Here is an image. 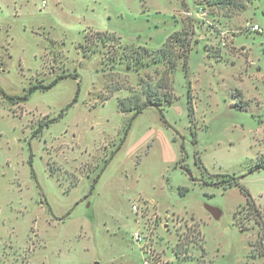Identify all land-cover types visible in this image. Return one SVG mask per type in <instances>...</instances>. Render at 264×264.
Returning a JSON list of instances; mask_svg holds the SVG:
<instances>
[{"label":"rangeland","instance_id":"374dc122","mask_svg":"<svg viewBox=\"0 0 264 264\" xmlns=\"http://www.w3.org/2000/svg\"><path fill=\"white\" fill-rule=\"evenodd\" d=\"M183 1L0 0V264H264V0ZM186 26L173 101L123 138L118 100L146 102L163 64L95 32L155 50Z\"/></svg>","mask_w":264,"mask_h":264},{"label":"trees","instance_id":"16d2710c","mask_svg":"<svg viewBox=\"0 0 264 264\" xmlns=\"http://www.w3.org/2000/svg\"><path fill=\"white\" fill-rule=\"evenodd\" d=\"M181 4L184 5L185 2L181 0ZM95 33L103 34L104 36L107 34L109 37H111L114 41V44L111 45V47H114V51H110L112 54L109 59L114 60L115 57L118 59H123L126 62L127 67H134L137 69V65L140 63L148 64V60H144V57H149L150 61L153 62H161L163 64V68L160 71H157L156 73H159V75L155 78V85L153 87H150L149 85H146L147 91L145 93V96L147 97L146 102H143L141 104H137L135 107H128L123 108L121 107L120 103L121 100H118V108L121 111H129L134 109L133 114L129 117L127 125L125 127L123 138L125 137V134L127 132V129L129 128L130 121L138 114L140 113L145 107L147 106H154L159 112L160 108L164 104H169L173 101V94L171 89V73L175 69L176 65L178 64V61H181L182 68L184 70V73L187 72V58L188 53L192 47V43L190 42V35L191 30L190 27H182L179 30H176L172 33H170L162 43V46L155 49V50H148L146 47L143 46H135V45H122L119 40V36H116L114 33H101L100 31H96ZM107 36V37H108ZM88 35L85 36V40H88ZM116 49H120L118 51L119 56L115 55ZM66 75L58 76L52 81H50L48 84H40V85H32L28 88L27 92L20 96V99H26L28 94L35 88H42V89H48L50 88L58 78H62ZM111 94H105L100 98V102H103L104 99L108 98ZM75 101V98L71 101V103ZM69 103L67 107L71 104ZM191 112V107L188 106V114ZM59 116L62 115V110L58 114ZM54 119H50L49 122L53 121ZM121 139V142L123 140ZM120 142V144H121ZM120 144L115 148V151L119 148ZM264 168V165L262 166ZM251 169L250 171H252ZM222 176L220 180L216 183L223 184V187L230 186L232 184L238 183V180L235 176H231L229 174H219ZM91 187H93V184H91ZM240 190L243 192L245 196V203L252 207L254 210L255 208V202L253 198L251 197L249 191L243 186L240 185ZM258 211V210H256ZM257 224L261 227V220H256ZM264 234V228L261 230V235L258 236L259 238L256 240L258 248V254L264 256V247L262 244ZM178 243V242H177ZM255 246V245H254ZM175 254H177V251L175 249Z\"/></svg>","mask_w":264,"mask_h":264},{"label":"built area","instance_id":"2783aa9c","mask_svg":"<svg viewBox=\"0 0 264 264\" xmlns=\"http://www.w3.org/2000/svg\"><path fill=\"white\" fill-rule=\"evenodd\" d=\"M40 2H41V5H42V6L45 4V0H40ZM251 28H252V30H260L258 24H253V25L251 26ZM131 207H132L133 209H135V205H132ZM132 235H133V239H134L136 242H138V241L141 240V236H140L139 233L134 232Z\"/></svg>","mask_w":264,"mask_h":264}]
</instances>
